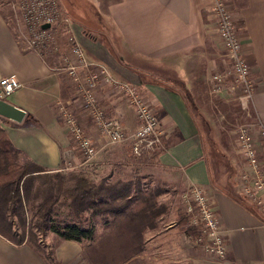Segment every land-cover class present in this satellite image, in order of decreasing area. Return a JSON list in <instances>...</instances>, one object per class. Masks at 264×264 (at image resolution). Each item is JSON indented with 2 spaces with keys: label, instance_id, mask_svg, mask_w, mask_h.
<instances>
[{
  "label": "crops",
  "instance_id": "crops-1",
  "mask_svg": "<svg viewBox=\"0 0 264 264\" xmlns=\"http://www.w3.org/2000/svg\"><path fill=\"white\" fill-rule=\"evenodd\" d=\"M2 1L0 78L15 75L21 83L4 100L25 113L20 122L0 115V124L21 159L49 171L83 169L95 177L107 176L110 181L130 180L146 170L163 175L178 190L199 186L219 219L227 246L225 257L205 252L195 242L198 231L193 236L186 233V226L181 224L184 213L177 216L180 226L147 231L144 251L137 258L147 256V248L151 247L161 264H264V218L242 198L237 183L239 172L222 183L219 172L217 179L213 176L203 137L192 115L194 106L206 102L211 94V75L230 67L217 34L212 0H98L100 7L105 4V12L94 7L95 15L98 10L102 14L99 26L85 20L84 0H59L86 58L104 63L118 79L134 84L157 113L164 129L163 145L139 161L130 155V138L111 144L99 133L74 84L54 72L52 57L56 55L49 52L45 60L30 49L23 25L15 21L14 15L10 17ZM225 2L255 81L245 110L254 116L258 153L264 165V141L259 137V129H264V0ZM60 43L61 38L56 47ZM96 96L106 116L119 120L127 135L138 128L133 108L123 96L105 85L98 87ZM217 96L219 101L233 98L239 102L226 91ZM61 103L98 148L89 162L78 154L59 110ZM164 215L157 219L159 226ZM45 238L56 264H88L83 241L62 240L53 233ZM0 264L49 262L31 245L15 244L0 234Z\"/></svg>",
  "mask_w": 264,
  "mask_h": 264
},
{
  "label": "built area",
  "instance_id": "built-area-1",
  "mask_svg": "<svg viewBox=\"0 0 264 264\" xmlns=\"http://www.w3.org/2000/svg\"><path fill=\"white\" fill-rule=\"evenodd\" d=\"M211 4V11L216 17L217 34L230 62L227 71H216L211 75V91L216 95L223 91L230 95L236 92L240 105L247 109L255 81L251 76L249 64L243 57L242 43L237 35L233 15L225 0H212ZM12 6L15 21L23 25L26 44L30 49L38 52L48 50L51 46L54 48L59 28L69 34L68 54L62 56L65 60L63 69L80 92L82 103L90 112L95 127L109 143H121L130 138V155L135 161H139L146 154L156 153L162 147L164 129L157 113L134 84L114 77L104 63L89 61L86 58L83 47L71 32L70 19L67 13L63 12L59 0H17ZM45 23L49 24L48 28L42 27ZM101 85L115 90L133 108L138 128L131 135H127L119 120L107 117L104 108L99 105L96 90ZM20 86L21 83L15 75L0 78V98L5 99ZM59 110L72 141L84 157L83 161L89 162L98 153L97 146L91 137L85 135L74 115L64 104L59 105ZM259 130V137L264 141V129ZM254 131L253 124L245 123L237 132L236 145L245 158L237 183L242 198L251 203L256 212L264 218V165L260 161ZM183 199L184 213L188 217L186 224L196 228L199 233L195 242L205 252L217 258H224L227 246L219 219L203 189L191 185L183 193Z\"/></svg>",
  "mask_w": 264,
  "mask_h": 264
},
{
  "label": "trees",
  "instance_id": "trees-1",
  "mask_svg": "<svg viewBox=\"0 0 264 264\" xmlns=\"http://www.w3.org/2000/svg\"><path fill=\"white\" fill-rule=\"evenodd\" d=\"M62 31L59 28V33ZM52 49L38 52L46 60ZM162 190L160 186L147 187L138 175L110 181L83 169L49 171L21 159L0 124V234L15 244L31 245L49 264H56L52 251L47 252L38 237L47 231L62 240L83 241L88 264L134 260L144 251V234L156 230L157 219L167 213L168 208L157 199ZM62 206L68 212L64 217H60ZM86 211L99 218L100 234L94 226L84 224ZM182 218L185 224L187 215ZM185 229L190 236L198 231Z\"/></svg>",
  "mask_w": 264,
  "mask_h": 264
},
{
  "label": "rangeland",
  "instance_id": "rangeland-1",
  "mask_svg": "<svg viewBox=\"0 0 264 264\" xmlns=\"http://www.w3.org/2000/svg\"><path fill=\"white\" fill-rule=\"evenodd\" d=\"M16 1L17 0L2 1V3L5 4V10L9 8L8 10L10 17L14 15L12 3H15ZM8 2L9 5H7ZM84 2H85V6H83L82 8L84 11L83 15L85 16V20L89 23L99 26L98 24V21H100L99 17H101L102 15L100 14L99 10L105 12V4L103 7L102 6L100 7L98 0L96 2L94 1L96 3L95 6L92 0H84ZM94 7L96 9L100 8L98 10V16L97 14L95 15ZM67 16L69 17L68 14ZM14 17L16 18V16ZM68 35L69 34L64 31L62 33L57 34L56 41L57 39L61 38V43L60 45L58 44L57 47L54 46L50 54L56 55L52 57V59L54 60V65H53L54 72L60 75H64L66 79L69 80L66 70L63 69L65 60L62 57L63 55L68 54V48H69V43L67 40ZM105 66L109 69L107 65ZM114 77L116 76L114 75ZM78 93L81 96L79 91ZM230 96L236 97L237 96L236 92H234V95H230ZM194 107L195 110L194 109L192 110V115L194 117L198 130L203 137V141L205 143V147L208 152L209 163L211 166V172L213 176H215V178L217 179V175H218L217 172H219L218 175L219 182H221L225 178H231L233 175H236L237 172L241 171L245 159L237 149V145H236L237 132L241 126L244 127L245 123L253 124L254 116L252 112L243 109L236 99L230 98L227 100L219 101V97L216 94L212 93V91L206 102L201 104L199 103L198 106L195 105ZM246 111L248 113H246ZM78 154L83 160L84 157L81 155V153L79 152ZM140 172L141 173L138 174V176H141L143 183H145L147 187L153 188L156 186H160V188L163 189L161 194L157 197V199L158 202L164 204L168 208V210L167 213H165L164 219L160 223V226L157 223L158 228L177 226L179 224V222L176 221L177 216L179 214H184L185 212L183 193L186 191L187 188L184 190H178L171 182L167 181L163 175L157 174L158 176L157 177L156 175L151 173L152 171L148 172L146 170H141ZM67 213L68 212L65 206L64 207L62 206L60 210V214H61L60 217H64V215H67ZM27 216H30L29 211L27 212ZM83 218H85V222H84L85 225L94 226L95 233L97 235L100 234L101 231H103V227L97 216H93L89 211H86L83 215ZM186 223L184 225L188 227ZM51 233L55 234L52 231H47L43 235L38 234L39 244L43 247H47L46 248L47 252H51V250L49 246L46 244L47 242L45 236ZM147 250H148L147 256L141 258L136 257L134 258V260H131L130 262L125 264L163 263V262L161 263L157 262L154 253L151 251L152 250L151 247H148Z\"/></svg>",
  "mask_w": 264,
  "mask_h": 264
},
{
  "label": "water",
  "instance_id": "water-1",
  "mask_svg": "<svg viewBox=\"0 0 264 264\" xmlns=\"http://www.w3.org/2000/svg\"><path fill=\"white\" fill-rule=\"evenodd\" d=\"M43 28H48L49 24L45 23L42 25ZM23 109L17 107L16 105L0 98V115L11 119L16 122H20L24 116Z\"/></svg>",
  "mask_w": 264,
  "mask_h": 264
}]
</instances>
